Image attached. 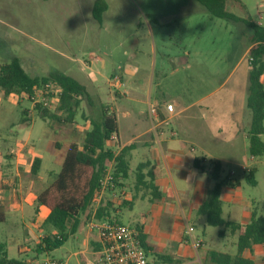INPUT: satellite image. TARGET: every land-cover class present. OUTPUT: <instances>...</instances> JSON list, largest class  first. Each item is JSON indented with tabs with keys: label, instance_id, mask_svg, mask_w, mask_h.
<instances>
[{
	"label": "crops",
	"instance_id": "crops-1",
	"mask_svg": "<svg viewBox=\"0 0 264 264\" xmlns=\"http://www.w3.org/2000/svg\"><path fill=\"white\" fill-rule=\"evenodd\" d=\"M104 1L107 7L102 13L101 26L106 25V18L114 17V13L119 15L122 22L117 23V41L120 48L129 49L131 54L127 60L117 63L116 73L107 79L111 90L108 97L110 106H101L117 119V132L112 135L107 148L115 156L124 148H129L125 153L129 163L128 177L117 182L116 195L109 191L102 194V206L111 207L107 217L120 221L124 211L132 208L137 199L148 202L147 213L133 226L141 228L147 243L153 247L149 253L155 255L154 262L158 259L170 264H197L199 254H202V264H209V251L225 252L210 248L208 243L211 241L214 244V237L207 231L205 216L198 213L215 184L210 177L214 162L222 165L223 218L245 224L251 219L252 211L257 210L254 202L243 196L237 170H229L227 166H237L248 174L251 170L255 173L252 165L256 164L257 157L249 153L247 136L251 123V112L247 106L251 67L245 58L256 45L254 41L258 33L250 27L247 29L240 21L211 16L196 0ZM137 1L145 3L144 8L137 6ZM114 2L129 4L130 8L122 5L120 9H124L123 13L118 14L116 12L122 10H118L117 6L114 9ZM226 5L228 10V1ZM124 12L131 13L130 25L124 21L128 16ZM123 14L126 16L121 17ZM229 22L234 25L229 26ZM237 45L241 46L242 53L238 59L234 57ZM145 48L148 49L145 54L149 57L148 62L138 58ZM105 49H109L108 46L100 47L99 51ZM105 54L108 58L113 57L111 52ZM125 54L128 55L127 50ZM108 58L97 56L94 50H90L84 64L86 68H91L100 61L105 69ZM114 77H118L120 83L111 85ZM74 79L86 88L85 98L93 100L98 96V79L94 72L90 74L88 84L79 78ZM261 81L264 84V74ZM168 104L173 105V111L167 110ZM150 106L158 109L159 121L156 123L149 115ZM90 107H94L92 101ZM79 110V106L75 108L74 117L68 122L69 131L64 126L59 129L61 134L79 136L78 142L68 143L64 158L72 143L83 144L85 132L98 119L91 111L83 113ZM29 113L24 111L26 116ZM78 114H81L83 123L77 122ZM57 116L61 117L60 114ZM28 145L24 142L21 149L15 151L11 148L3 156L0 154V178L13 176L24 185L28 175L31 179L29 188L35 181L44 182L40 172L43 160L33 145H30L32 151L26 153ZM53 145L62 147L58 140H53ZM35 159L40 160V164L37 172L33 173ZM113 167L114 160L106 166L107 169ZM48 173L51 177V172ZM47 183L37 192L34 206V214L40 212L44 220L50 211L43 205L38 206L36 198L50 184ZM89 212L90 206L80 214L76 230L86 231L88 246L94 238L87 226L91 218ZM225 212L227 218L224 217ZM185 223L195 230L202 226L201 234L189 237ZM229 234L227 232L222 239L226 240ZM195 241L202 242L200 250H197ZM159 255L171 260H163ZM243 256L252 259L254 264H264V246H254Z\"/></svg>",
	"mask_w": 264,
	"mask_h": 264
},
{
	"label": "rangeland",
	"instance_id": "rangeland-1",
	"mask_svg": "<svg viewBox=\"0 0 264 264\" xmlns=\"http://www.w3.org/2000/svg\"><path fill=\"white\" fill-rule=\"evenodd\" d=\"M238 1L241 6L228 0V10L236 16L251 18L264 25V0ZM94 2L95 0H0V65L10 62L13 58H18L27 74L33 77L63 73L79 78L85 84H88L90 74L94 72L98 79L96 82L99 87L98 96H95L93 100L83 98L78 106L79 112L90 113L91 111L94 118L97 119L101 106L103 104L110 106L108 97L111 90L108 87L107 79L116 73L119 61L129 58L131 51L119 47L117 23L122 22L119 15L114 13V17L106 18V25L102 27L93 16ZM136 4L144 8L145 3L137 1ZM122 5L129 7V4L114 2V9L117 6L118 10H122L116 13H123L124 9H120ZM124 13L128 14L124 21L127 24L131 23V13ZM229 23V26L234 25ZM235 25L238 26L239 23ZM247 29H249L248 26ZM233 31L235 30L233 29ZM225 32L222 31L223 34ZM226 35L229 34L226 33ZM102 46H108L109 49L99 51ZM125 49L128 55L125 54ZM90 50H94L97 56L104 58H108L105 52L112 53L113 57L108 58L105 69L101 67L100 61L91 68L85 67L84 63L88 60ZM143 51L144 53L140 54L138 58L142 62H148L149 57L145 56L148 49L145 48ZM241 54V46L237 45L234 57L236 56L238 59ZM248 60L249 54L246 55L245 62ZM91 101L94 104L92 109ZM59 104V99L52 98L51 107L48 109L51 114H60L61 120L49 116L43 117L37 104H33L25 96L5 97L0 92V154L3 156L12 149L15 151L18 148L21 149L24 142L33 145L43 160L40 172L43 173L44 179L43 183L35 181L32 188H29L31 179L28 178V175L25 176L24 185H21L19 179L13 176L0 178V213L2 215V219L0 217V256L6 253L9 258L23 260L51 257L69 259L72 264H80V256L77 257L76 254L88 249L86 231L78 229L75 233L70 234L59 248L44 253L36 252V244L52 229L44 225L43 214L40 212L37 215L34 214L35 196L47 181L49 184L55 178L56 173L60 170L68 143L79 141V136L59 132L61 126L70 130V124L63 120L66 117V112L60 110ZM26 110L30 112L29 116L24 115ZM248 111L250 113L249 109ZM76 120L78 123L84 121L81 114L76 116ZM53 140L60 141L62 147H54ZM17 141H19L18 144ZM30 145H28L26 153L32 151ZM248 163L252 165L250 160ZM255 163L252 168L255 169L256 184H251L246 180L248 172H242L241 169L233 165L227 167L229 170L231 168L237 170L240 175L243 196L251 199L259 214L264 216V157H257ZM4 164L5 162L2 165ZM5 170V166H3V171ZM48 172H51V177ZM148 207V202H144L140 198L137 199L133 207L125 210L121 215V223L133 226L135 221H141L142 215L147 213ZM44 211H48V209L44 208ZM227 216L228 214L225 212L224 217L227 218ZM185 228L186 234L189 237H194V234H201L203 227L200 226L195 230L194 227L185 223ZM206 228L209 234L214 237V244L211 241L208 243L210 248L236 253L237 236L229 234L226 240H223L218 235L219 227L207 226ZM93 235H96V232ZM195 243H199L196 248L200 250L202 242L195 241ZM223 243L226 244L223 246ZM85 255L91 258L89 251H86ZM199 257L200 261L197 264H202L203 255L199 254ZM154 260L155 255L149 253V264H170L158 259V262H154Z\"/></svg>",
	"mask_w": 264,
	"mask_h": 264
},
{
	"label": "trees",
	"instance_id": "trees-1",
	"mask_svg": "<svg viewBox=\"0 0 264 264\" xmlns=\"http://www.w3.org/2000/svg\"><path fill=\"white\" fill-rule=\"evenodd\" d=\"M202 4L213 17L225 18L240 21L258 33L249 56L253 58L249 71V88L247 96V106L251 112V123L247 132L249 142V153L255 157H264V84L261 77L264 74V32L251 18H239L227 10L228 0H196ZM232 0V3H238ZM241 6V5H240ZM106 3L95 0L93 6V16L100 23L102 13L106 10ZM46 83H51L58 87L60 94V110L66 112L63 119L71 122L73 112L81 98H85L86 88L73 77L54 73L43 77H33L24 70L18 58H13L10 62L0 65V91L5 97L11 95L24 96L27 98L35 88ZM29 100V98H28ZM40 114L43 117H51L61 120L55 114H51L49 109L37 104ZM41 107V108H40ZM117 132V119L113 114L102 107L100 116L92 122L90 130L85 132L84 142L81 146L72 143L67 151L60 171L53 181L43 189L36 198L39 205L49 209V214L44 220V225L51 227L47 235L36 244V252L44 253L59 248L70 234L76 232L81 213L91 204L95 192L99 187V180L104 173L106 166L114 160L113 174L116 182L128 177L129 163L125 153L129 148H124L119 154L114 155L113 151L107 148V143L111 136ZM40 160L35 159L32 172L39 169ZM222 165L214 162L210 177L215 181L207 199L201 204L198 213L205 216L207 226L219 227L218 235L223 238L226 233L238 234L237 251L235 254L211 250L207 254L209 264H254V261L245 258L243 253L252 250L254 246H264V216L260 215L256 209L252 211L251 219L245 224L225 220L222 216L223 201L221 199L223 180H221ZM140 178L137 177V181ZM246 180L255 184L254 170H251ZM111 213V207L101 206L97 212V217H105ZM0 216L2 217L1 213ZM71 225V233H65V229ZM141 234L140 240L144 249L149 253L153 251L147 241L146 236L140 227H137ZM1 250V247H0ZM163 260H171L170 257L159 255ZM0 264H27L23 259L8 258L6 253L0 256Z\"/></svg>",
	"mask_w": 264,
	"mask_h": 264
},
{
	"label": "built area",
	"instance_id": "built-area-1",
	"mask_svg": "<svg viewBox=\"0 0 264 264\" xmlns=\"http://www.w3.org/2000/svg\"><path fill=\"white\" fill-rule=\"evenodd\" d=\"M263 29L261 22L256 23ZM264 43V42H263ZM253 58L249 56V64L251 65ZM120 83L118 77L111 79V85ZM61 91L58 87H54L51 83H46L41 87L34 89L32 94L28 96L29 101L33 104H40L44 108H50L52 98L59 99ZM27 97L26 95H24ZM168 111H173V105L166 106ZM149 115L153 123L159 121V112L156 106H150ZM112 139V136H111ZM110 139V140H111ZM206 161V160H205ZM246 169V167H244ZM117 182L115 180L113 169H105L99 180V187L95 192V196L90 205V217L87 226L94 238L87 247L88 249L76 254L80 256V264H149L148 252L144 249L140 240V230L136 226L125 225L113 217L98 218L97 212L102 206L101 199L104 192H110L113 195ZM71 225L65 229V233H71ZM199 246V243L196 244ZM89 251L91 258L85 255ZM27 264H72L69 259L56 258H35L26 261Z\"/></svg>",
	"mask_w": 264,
	"mask_h": 264
}]
</instances>
